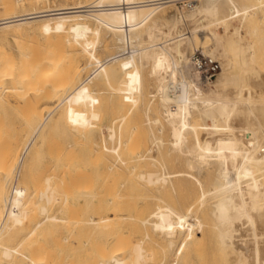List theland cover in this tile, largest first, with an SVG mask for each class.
<instances>
[{"label":"bare ground","instance_id":"obj_1","mask_svg":"<svg viewBox=\"0 0 264 264\" xmlns=\"http://www.w3.org/2000/svg\"><path fill=\"white\" fill-rule=\"evenodd\" d=\"M44 1L0 2V37L19 45L1 48L0 96L34 100L21 148L0 143V264H264V0H191L167 30L176 0ZM108 33L117 49L96 58L86 38ZM197 45L220 63L213 82L188 68ZM66 127L70 147L53 144ZM40 147L57 154L26 193ZM79 177L81 228L50 214Z\"/></svg>","mask_w":264,"mask_h":264},{"label":"rangeland","instance_id":"obj_2","mask_svg":"<svg viewBox=\"0 0 264 264\" xmlns=\"http://www.w3.org/2000/svg\"><path fill=\"white\" fill-rule=\"evenodd\" d=\"M2 0H0V2H1ZM46 1L47 0H45L44 2L46 3ZM50 1V3L47 1V3L45 4V5H52V4H59V3H64V2H66V1H68V0H49ZM53 1H54V3H53ZM69 1H72V0H69ZM87 1H90V0H87ZM188 0H176L175 2H173L172 4H170V5H167L166 7H164L163 9H161L160 11H159V13H158V15L161 17V22L164 24V26H163V24L161 25V26H163V27H161L163 30H167V28H165V27H167L165 24V20H164V18H162V16L163 17H169L171 14H173V13H175V12H179V11H185V10H187L188 8H189V6H188ZM52 3V4H51ZM43 4V3H42ZM174 4V5H173ZM28 5V6H27ZM27 5H25L24 7H18V8H16L15 10L16 11H22V9H24V8H31V7H33V5H30L31 7H29V4H27ZM34 6H36L37 7V5H34ZM38 6H40V5H38ZM179 10V11H178ZM170 13V14H169ZM0 14L2 15L3 14V11L0 9ZM162 14V15H161ZM0 15V16H1ZM165 17V18H166ZM163 19V20H162ZM233 22L235 23V24H237L238 23V19L237 18H234L233 19ZM264 24V23H263ZM262 24V25H263ZM264 26V25H263ZM214 28H216V26H213ZM220 28V29H219ZM220 32H223V29H222V27H218L217 28ZM198 32V33H197ZM187 33V34H186ZM194 33H196L197 35L198 34H200L199 36L201 37V38H203V36H205V35H208L209 33L207 32V30H199V31H196V32H194ZM204 33H206V34H204ZM26 34L28 35L29 33H27L26 32ZM26 34H24V36H22V37H24L23 39L24 40H26L25 38H27V39H29V38H31L30 37V35L31 36H33L32 35V33H30V35H28V36H26ZM190 34H193V30H191V29H186V32H185V35H190ZM35 35V34H34ZM40 34H38V36H39ZM59 35L60 34H57L56 33V36H58L59 37ZM107 35H109L110 37H112L111 39H109L108 37H107V41L106 40H104V39H102V38H97L94 34H91V35H89L87 38H86V40L88 41V50H90V51H92V53H94L95 52V54L96 53H98L99 54V56L98 57H96V58H101V57H103V56H105V55H108V54H110V53H112V51L114 52L116 49H117V46L114 44V41H113V36L111 35V34H107ZM36 36H37V34H36ZM37 36V38H38V40L39 41H42V37H41V35H40V38ZM2 37H4L3 38V40L2 39H0V42L1 43H3V45L0 43V52H2V49H3V52H6L7 54H12V55H15V54H17L18 53V51L16 50V48L18 47L19 48V45H18V43L16 42V40L11 36V35H2L0 38H2ZM6 37V38H5ZM29 37V38H28ZM61 37V36H60ZM67 37H69V35H63L62 36V38H67ZM9 39V40H8ZM4 40H8V41H10V42H6V41H4ZM30 40V39H29ZM13 41L16 43L15 44V46H14V44H13ZM110 41H111V43H110ZM170 41H172V40H170ZM159 42V41H158ZM161 42V41H160ZM5 43H6V45H5ZM198 45H200V44H198ZM197 45V46H198ZM4 46V47H3ZM17 46V47H16ZM197 46H195V48H188V50H187V55L190 57V54H192V53H194V52H201L202 53V50H201V46L199 47H197ZM16 47V48H15ZM2 48V49H1ZM192 50V51H191ZM126 51L128 52L129 51V48L128 49H126ZM190 51V52H189ZM127 52H124V53H127ZM188 68L190 67V68H192L193 69V67H191L190 65H191V62H189L188 63ZM195 70V69H194ZM86 74V73H85ZM85 74H83L84 76H85ZM83 76V77H84ZM217 76H218V74H216V76H214L213 78H212V81L211 82H213L216 78H217ZM7 85H11V82L10 81H6L2 86H7ZM230 86H235V83L233 84V83H231L230 84ZM34 100H33V96H32V94H29L28 96H26V97H6V96H4V95H2V96H0V136L2 137H0V143L1 144H4V145H6L8 142V144H12L13 142L14 143H16V142H18V144H14V145H11L12 147H17L18 146V149H20L21 148V146H22V143L26 140V136H25V133H26V130L25 129H28V127L26 126V123H25V116H26V114L28 113V106H30V104L33 102ZM262 101V100H261ZM141 103H143L142 101H141ZM138 108H142V106L141 105H139L136 109L137 110H141V111H139V113L140 114H138L137 116H138V122H140L141 123V126L142 125H144L145 127H147L145 124H146V121L144 122V123H142V120L143 119H146V117H145V112H143V110L142 109H138ZM135 109V111H137ZM137 114V113H136ZM144 121V120H143ZM137 122V121H136ZM138 122H137V124H138ZM139 126H140V124H139ZM143 126V127H144ZM68 128H70V130H71V127H69V126H67ZM67 127H66V129L65 128H63L64 129V132H63V129L60 131L59 130V132H58V135L56 134V136L55 137H57V139L56 140H59V141H56V142H54L53 144H58V142H60L58 145H66V147H68L69 145H70V137H69V135H70V133H71V131H69L68 129H67ZM142 127V128H143ZM146 129V128H145ZM143 130H144V128H143ZM25 131V132H24ZM23 132V133H22ZM61 133V134H60ZM60 134V135H59ZM71 136V135H70ZM69 137V138H68ZM5 142H1L2 140ZM5 139V140H4ZM16 140V141H15ZM12 142V143H11ZM7 144V145H8ZM53 144H49V145H53ZM56 144V145H57ZM16 145V146H15ZM68 145V146H67ZM59 147H61V146H59ZM66 147L64 146V148H63V146H62V148H61V150H64V149H66ZM70 147V146H69ZM70 149V148H69ZM44 150V151H43ZM68 150V149H67ZM53 153H52V152ZM56 151V150H55ZM69 151V150H68ZM57 152V151H56ZM64 152L66 153V151L64 150ZM40 153H41V155H40ZM52 154V155H51ZM55 152H54V149H50V148H46L45 147V149H43L42 147H40L39 149H38V156H36V159H34V161L35 162H32L33 164H34V166H32L29 170H27L24 174H25V178H26V180H27V182L28 183H25L24 184V188H25V192L26 193H29L33 188H35V184L33 185V183H32V180H34V182H36V181H38V179H40V178H42V176L44 175V176H46V175H48V174H50L51 172H50V169L52 168L51 166L53 165V162H54V160H53V158L55 157V155L57 154H55ZM66 154H68V152L66 153ZM46 157V158H45ZM41 159H42V162H41ZM38 160V161H37ZM42 163V164H40V163ZM38 163V164H37ZM32 164V165H33ZM16 166H17V164H14L13 165V167H12V169H11V175H10V180H9V184H8V186H10L11 185V182L13 181V178H14V175H15V171H16ZM50 168V169H49ZM35 169H37V170H35ZM48 172H50V173H48ZM46 173H48V174H46ZM43 176V177H44ZM80 178V179H79ZM79 178H77V179H75L76 181L73 183V185L75 186L73 189L75 190V191H77L78 193H76V192H74L75 194H74V196L75 197H72L71 199H70V201H69V210L67 209L65 212H63V213H60V212H58V211H55L56 210V208L55 207H53L52 209H51V211H50V214H51V212H53L52 214H57V215H59V216H65V217H67V219H68V216H70V217H72V219H73V221L75 222L76 220H77V218H78V224H77V226L78 227H82V226H79V225H81L80 223L82 222V224H83V227L85 226L84 225V220L87 218V215H88V209H87V199L85 198L86 196L84 195V193H83V184H82V182H83V178H81V177H79ZM82 179V180H81ZM80 180H81V183H79L80 182ZM74 181V180H73ZM41 182L42 183H44L43 181H39V184H40V186H42L41 185ZM77 182V183H76ZM77 186H76V185ZM79 184H80V186H79ZM79 187H82V189L81 190H78L79 189ZM77 188V189H76ZM9 190V189H8ZM82 191V192H81ZM9 192V191H8ZM80 193H81V195H80ZM83 193V194H82ZM83 196V197H82ZM83 198H85L86 199V202H85V200L83 199ZM82 205H80V204ZM80 205V206H79ZM71 206L73 207L72 208V210H71ZM78 208V210H76ZM82 209L84 210V211H82ZM71 210V211H70ZM55 212H58V213H55ZM69 213L68 215H67V213ZM75 213H76V215H75ZM78 213V214H77ZM85 213H87V214H85ZM65 214V215H64ZM85 215V216H83V215ZM38 215H40V216H38ZM38 215H37V219H42L43 217H44V214H41V213H38ZM75 215V216H74ZM79 216V217H78ZM42 217V218H41ZM75 218V219H74ZM82 219H84V220H82ZM77 221H76V223H77ZM67 222V221H66ZM65 222V226L64 225H62V224H60V226H54V225H52V227H53V229H51L52 227L49 225V228L47 229V230H44L42 233H44L45 234V236H44V234H39V238H37V240L38 241H36L37 243H39V241L42 243L43 242V245H46V246H49L51 243L53 244V245H50L49 247H52V246H54V244H55V241H56V239L55 238H57L58 239V237H63V236H67V235H69L70 233H71V231L73 230L72 229V227L70 226V224L69 223H66ZM47 223L49 224L50 222H48L47 221ZM67 224V225H66ZM72 225V224H71ZM64 226V227H63ZM29 227H26L25 229H28ZM60 228V229H59ZM68 228V229H67ZM57 229V230H56ZM49 230H52V231H49ZM58 230L60 231V230H62V231H60L59 233H57L58 232ZM64 230V231H63ZM55 231H57V232H55ZM50 232V233H49ZM53 232V233H52ZM63 232V233H62ZM66 232V233H65ZM52 233V234H51ZM20 234H22V233H20ZM50 234V235H49ZM53 234H55V235H53ZM60 234L62 235V236H60ZM41 235H42V237H41ZM51 235H52V237H51ZM54 238V239H53ZM43 240V241H42ZM51 240H52V242H51ZM47 242V243H46ZM45 243V244H44ZM49 243V244H48ZM40 244V243H39ZM2 264H6L5 262H2Z\"/></svg>","mask_w":264,"mask_h":264},{"label":"built area","instance_id":"obj_3","mask_svg":"<svg viewBox=\"0 0 264 264\" xmlns=\"http://www.w3.org/2000/svg\"><path fill=\"white\" fill-rule=\"evenodd\" d=\"M151 0H145L144 2H136L134 4L151 3ZM188 6L192 5V1L188 0ZM190 62L192 67L197 70L201 76L207 80H212L220 70V63L217 59L210 55H205L201 52H194L191 54Z\"/></svg>","mask_w":264,"mask_h":264}]
</instances>
